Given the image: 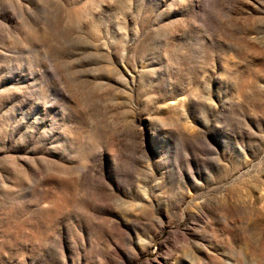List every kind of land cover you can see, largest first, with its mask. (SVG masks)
<instances>
[{
	"label": "rangeland",
	"instance_id": "obj_1",
	"mask_svg": "<svg viewBox=\"0 0 264 264\" xmlns=\"http://www.w3.org/2000/svg\"><path fill=\"white\" fill-rule=\"evenodd\" d=\"M0 264H264V0H0Z\"/></svg>",
	"mask_w": 264,
	"mask_h": 264
}]
</instances>
